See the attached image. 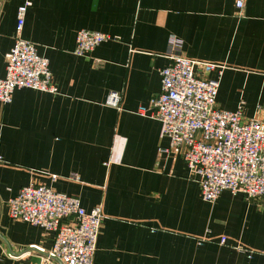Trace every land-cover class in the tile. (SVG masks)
Returning a JSON list of instances; mask_svg holds the SVG:
<instances>
[{"label": "crops", "instance_id": "1", "mask_svg": "<svg viewBox=\"0 0 264 264\" xmlns=\"http://www.w3.org/2000/svg\"><path fill=\"white\" fill-rule=\"evenodd\" d=\"M235 1L31 0L21 37L47 59L56 93L17 89L0 103L3 264L39 263L53 246L54 233L8 218L29 184L100 208L92 264H264L259 202L227 190L203 201L161 124L138 114L160 90L174 38L184 58L223 68L218 110L242 103L245 119L264 118V0ZM25 2L0 0V79ZM81 29L114 40L78 57ZM110 92L118 109L105 105Z\"/></svg>", "mask_w": 264, "mask_h": 264}, {"label": "built area", "instance_id": "2", "mask_svg": "<svg viewBox=\"0 0 264 264\" xmlns=\"http://www.w3.org/2000/svg\"><path fill=\"white\" fill-rule=\"evenodd\" d=\"M244 1L236 0V7L242 8ZM30 2L26 0L17 10L16 36L0 79L1 104L10 103L17 89L56 93L47 59L21 37ZM112 40L101 32L78 30L74 54L87 56ZM165 58L168 64L159 71L160 90L149 108L138 109V114L161 124L163 136L169 139L168 150L182 157L203 201L211 204L227 190L242 194L246 201H258L264 208V118L245 119L242 103L233 112L218 110L223 68L184 58L176 39L169 40ZM210 73L216 76L209 78ZM119 102L120 95L110 92L105 105L118 109ZM7 206L10 220L54 233L51 251L36 264H92L102 219L99 207L86 212L78 198L33 184L22 187Z\"/></svg>", "mask_w": 264, "mask_h": 264}]
</instances>
